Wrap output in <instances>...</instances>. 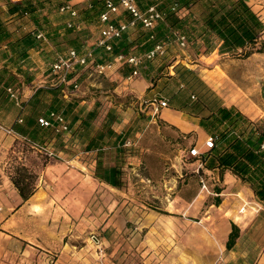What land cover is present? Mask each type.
Segmentation results:
<instances>
[{
  "label": "crops",
  "instance_id": "crops-1",
  "mask_svg": "<svg viewBox=\"0 0 264 264\" xmlns=\"http://www.w3.org/2000/svg\"><path fill=\"white\" fill-rule=\"evenodd\" d=\"M5 1L0 0V6L3 8H5ZM84 1L88 0H65L64 2H69L74 7L75 4ZM59 19L61 18L47 19L46 24L51 23L52 26L46 25L49 28L44 27L41 30L46 36V42L33 37L34 46L29 47L25 55L16 60L15 66L7 65L6 71L8 72L6 74H0V85L8 74L9 77L12 75L14 77L12 83L25 85L27 91L24 98H26L35 85L54 83L53 81L57 79L56 75L51 74L49 69L46 71L44 66L57 56L65 55L66 50L70 48H63L62 52H58L60 47L54 42L64 38L63 31H60L61 24L57 23ZM1 21L9 38L19 37L23 32L16 25L14 26L17 19L13 14L4 15ZM100 25L98 22V28ZM34 29L39 28L35 27ZM70 29L72 28L65 27V31ZM95 37L96 35L90 42L86 41L84 47L92 45ZM77 50L80 49L77 48ZM95 52H100V50ZM13 53L14 50L5 44V41L0 42V68L7 64ZM123 64L126 65V63ZM123 64H115L113 68L106 71V75L115 78L117 83L120 80L124 82L118 93L123 101H118V98L115 99V96L111 97L106 93L104 97L108 105L97 110V121L94 119L84 130L77 129L78 119L73 121V116L80 109H88L97 100L89 101L84 96L77 98V95H71L72 92L64 94L60 91L58 93L57 98L53 101V106L58 111L62 110L68 121L69 130L65 132L69 139L68 143L65 141L64 133L54 135L49 133L48 128L38 124L29 128L30 133L35 136L34 139L39 142L43 141L42 143L56 152L58 157L48 158L38 168L35 188L27 198L20 197L5 171L0 174V264H71L73 258H71V245H74L71 243V228L74 227L75 216L84 218L89 214L90 201L97 188L103 189L104 193L115 197L113 202H106L105 221L100 226V229L103 230L102 237L108 230L118 232L124 228L121 213L127 207L125 206L126 197L138 199V204L144 207L140 200L144 193L146 196L150 195L162 201V207L169 210L166 211L167 214H178L175 212L185 214L193 212L195 209L199 210L202 206L203 212H208L211 206L225 208L226 205H230L231 208L224 209L223 213L241 212V217L236 216V218L240 220L243 216L245 217L244 223L240 221L244 225L243 229L251 227L255 222L258 210L264 209V206L255 199L250 187L226 168L209 169L202 165L199 170L200 174L182 176L180 172L182 165L178 160V152L183 150L182 148L190 138L191 145L189 147L194 146L198 151L205 149L203 141L209 133L199 125L198 120L200 114H207L208 111L202 109L199 114L191 112L188 106V103L191 102L189 91L180 86L177 79L155 75L154 67L140 69L136 76L130 77L128 81L124 80L128 73L121 74V69L118 68ZM184 65L193 69L186 62ZM170 66L171 69L168 72L173 73L172 65ZM83 73L84 71H81V76L77 77V80L82 79ZM50 74L52 78H49ZM71 75L73 74L71 73ZM202 80L214 91L204 79ZM68 87L70 88V85ZM126 96L131 97V100H127ZM152 98L166 99V104L157 106V109L153 111ZM221 104L228 106L223 101ZM192 110L196 109L192 108ZM107 111L112 116L109 124L111 129L109 137H105L106 132L101 127ZM15 117L14 112L9 124ZM71 131H74L72 133L74 139H77L76 135H83L78 137V140L83 144L95 134L103 133L106 140L117 145V148L108 143L103 145L105 148L104 157L108 155V158L112 160L108 165L115 164L120 169L122 166L130 165L128 167L133 170L135 167L143 169L145 174H138L131 181H125L126 186L122 188L112 184L114 177L108 171L106 180L97 178L93 174L94 148L82 150L85 154L89 152L92 155L90 162L87 163L82 156L71 155L69 150V148L71 149ZM187 133H189L188 137L185 136ZM180 135L181 137H179ZM126 140L129 141V144L124 145L123 142ZM120 141L121 143L118 145ZM165 160L168 162L167 167L173 166L177 173L163 174L162 167ZM104 161L106 160L103 158L102 162ZM73 173L75 179L72 182L75 183V186L71 188V174ZM200 179H202L204 187L200 186ZM120 180H123L122 173ZM81 184L85 190H77ZM204 191L214 195L213 198H216L217 202L208 200L205 205L203 203ZM169 206L172 209H167ZM158 213V219L164 220L163 212ZM232 220L234 221L233 218ZM234 222L239 226L236 221ZM223 227L224 233L223 237L221 236L220 245H224L223 241L229 231L230 222L223 224ZM157 229L165 228L155 223H151L147 227L148 236L145 235L147 239L144 237L142 241L147 247L162 245L161 236L158 235L157 238L151 233L152 230ZM263 254L264 249L260 254L253 256L245 253L202 256L200 264H264ZM152 256L155 258L153 264H189L187 255H176L170 252H165L157 257L149 252L144 261L149 262L153 258Z\"/></svg>",
  "mask_w": 264,
  "mask_h": 264
},
{
  "label": "rangeland",
  "instance_id": "rangeland-1",
  "mask_svg": "<svg viewBox=\"0 0 264 264\" xmlns=\"http://www.w3.org/2000/svg\"><path fill=\"white\" fill-rule=\"evenodd\" d=\"M157 1L139 0V7L143 8L148 4L156 5ZM245 1L264 23V0ZM90 2L91 0H88L75 4L74 8L76 12ZM182 12V9L178 10L179 14ZM40 13L46 16L47 19L54 17L61 18L57 23L61 24L60 31H63L64 38L54 41L60 47L58 52H62L63 48L68 47L81 49L84 47L86 41L90 42L97 34L99 21L96 17L90 16V18L82 19L79 14H76V20L80 22L79 28L65 31L63 21L67 15L64 12H58L57 6L46 4ZM46 25L52 26L51 23H45L42 24V27L48 29L49 26ZM141 31L146 33V29L136 28L130 31L129 37L135 38ZM259 39L264 41V28L260 33ZM118 43L119 41L114 42L115 45ZM95 55L98 58L104 57L100 52H95ZM177 62L182 64L186 62L191 65L193 70L214 89L221 101L227 105L233 104L253 120L259 130L264 133V104L260 95V81L264 74V51H253L246 56L231 55L229 53L220 54L215 49L203 51L202 46H194L189 40H186L184 47H180L176 40H173L169 48H167L164 57L152 59L149 63H144L145 66L141 64L138 70L154 67L155 75L172 74L171 71L168 72L171 69L170 65ZM147 63L148 66H146ZM126 66L123 64L118 68L127 70ZM44 67L48 71V65L46 64ZM81 71H84L82 79L77 80V77L81 76ZM51 74L49 78H52ZM72 74V77L76 79L77 89L72 91L74 94L71 93V95H77V98L84 96L89 101L93 99L97 100L99 102L98 109L108 105L104 97L106 93L111 97L115 96L114 98H118V101H123V98L118 94L120 87L124 84L123 81L120 80L117 83L116 79L109 75L107 76L106 72L97 73L91 65H76ZM124 80L128 81L129 78L125 77ZM13 86L18 95V103H15V106H18L20 100L24 99L27 89L21 83H14ZM126 99L131 100V97L126 96ZM5 105L0 109V174L5 171V168L10 165V161L13 159L22 161L31 168L35 167L37 171L39 168L37 166L40 163V156L37 153L41 152L28 145V137H23L21 134L4 129L9 127L11 116L16 109L14 106L5 107ZM95 119L97 121V118ZM185 136L188 137L189 133ZM64 137L65 139L67 138L66 135ZM78 139V137L77 139L71 138V149L69 148L71 155L82 156L86 163L90 162L92 155L89 152L85 154L82 151L83 142ZM190 145L191 138L184 145L183 150L178 152V160L182 165V168H180L182 176H190L194 173L200 174L199 170L201 167L197 169V163L200 159L196 160L194 156L187 154V149ZM104 160L107 163L112 161L108 158V155H105ZM167 163L165 160L162 167L163 174L177 173L173 166L168 168ZM128 166L130 165L122 166L121 168L124 181L121 188L126 186L125 181H131L138 174H145L143 169H136L135 167L133 170ZM89 169L92 170L91 167ZM73 179H75L74 173L71 174V188L75 186V183L72 182ZM77 190L85 189L81 184L77 187ZM143 197L140 200L143 202L144 207L138 204V199H131L127 196V202H125V206L127 207L121 213L124 228L118 232L108 230L102 237L103 230L100 229V226L105 221L106 202H113L115 197L104 193L103 189L97 188L93 192L90 201L89 214L84 218L82 216H75L74 227L71 228V243L74 244L71 245V258L73 257L71 264H153L155 262L153 256L149 262L144 261L149 252H152L156 257L165 252L183 256L187 255L189 264H200L202 256H219L227 253H245L253 256L260 254L264 249V209L258 210L255 222L251 227L243 229L244 225L242 223H244L245 217L243 216L240 220L236 218V216L241 217V212L228 211L225 214L223 213L224 209L231 208L230 205H226L225 208L211 206L208 212H203L202 206L199 210L195 209L193 212H186L185 214H181L180 212H175L178 214H167L168 212L166 211L169 210L162 207V201L158 198H153L150 195L146 196L145 193ZM213 197L215 196L205 192L203 203L206 205L208 200L217 202L215 201L216 198ZM167 209L172 208L169 206ZM158 212H163L164 220L158 219ZM80 218H82L81 221H78ZM232 218L238 223V229H242L238 230V235L233 245L225 249L224 245H220L224 233L223 224L231 221L234 222ZM151 223L159 224L165 228L163 230L157 229L151 231L152 236L155 235L157 238L161 236L162 245L147 247L143 244L144 237L148 236L146 229Z\"/></svg>",
  "mask_w": 264,
  "mask_h": 264
},
{
  "label": "trees",
  "instance_id": "trees-1",
  "mask_svg": "<svg viewBox=\"0 0 264 264\" xmlns=\"http://www.w3.org/2000/svg\"><path fill=\"white\" fill-rule=\"evenodd\" d=\"M64 1L6 0L5 8L0 6V42L5 41V44L14 50L7 64L0 68L1 75L8 72L6 71L7 65L9 67L15 66L16 60L24 56L29 47L34 46V39L30 35V31L35 27L42 30L44 28L42 24L47 22V17L41 13L38 14L40 8L46 4L58 6ZM155 7L163 12L162 19L146 29V33L141 31L135 38H130V31L142 28L137 24L133 29L123 34L118 44L113 45L115 50L141 55L153 43L160 42L165 49L164 55L161 56L164 57L171 41L176 40V34L182 33L186 40H189L194 46H202L203 51L215 49L220 54L229 53L241 56H246L253 51H264V41L259 39L264 23L245 0H158ZM102 9L103 0H91L90 5H86L77 11V14L82 19L91 16L98 20V13ZM180 9L183 10L181 14L178 13ZM6 14H13L17 19L14 26L16 25L23 31L19 37L9 38L5 27L2 26L1 18ZM149 33L152 34L151 37L148 36ZM146 61L150 62L151 59H144L142 62ZM171 65L173 73L163 76L177 79L178 84L189 91L191 102L188 103V106L191 112L199 114L202 109L208 111L207 114L199 115L198 122L214 138L211 147L200 151L198 158L202 165L209 169H228L250 187L255 199L264 206V148H260V143L264 140V133L259 130L253 120L233 104L228 106L221 104L219 95L210 89L193 69L178 62ZM126 69L121 70V74L130 71L131 66L127 65ZM11 76L9 77L8 74L0 85V107L6 104V106L16 108V117L9 124V127L14 132L28 137L31 141L44 145L43 141L39 142L34 139L35 136L30 133L29 128L38 124L48 128L49 133L60 134V132L53 130L54 124H56L54 120H52V125L43 126L39 124L38 117L46 116L48 111L61 115L68 126L64 112L58 111L53 106V101L61 91L62 83L56 79L51 84L35 85L30 95L20 100L19 105L15 106L14 100L8 97L5 89L7 86L14 88V83H12L14 77ZM260 95L264 104V74L260 81ZM98 105V101H94L88 109H80L73 116V121L78 119L77 129L84 130L93 122L96 118ZM192 108L196 110H192ZM18 117L20 118L19 122L16 121ZM111 118V114H108L107 111L101 123V127L106 132L105 137H109L111 132L109 127ZM72 133L74 131H71V137ZM76 136L81 137L83 135ZM105 137L103 133L95 134L83 144V149L94 148V176L106 180L108 171L114 177L112 184L120 187L124 184V181L120 180V167L115 164L108 165L106 161L102 162L105 151L103 145L105 143L114 145ZM68 140L67 136L66 143ZM114 146L117 148V145ZM39 156L40 163L37 168L41 167L47 160L45 154L39 153ZM5 172L22 199L27 198L34 190L37 176L35 167L31 168L22 161L13 159L10 161V165L5 168ZM238 230V226L230 222V228L223 243L225 249L233 245Z\"/></svg>",
  "mask_w": 264,
  "mask_h": 264
},
{
  "label": "built area",
  "instance_id": "built-area-1",
  "mask_svg": "<svg viewBox=\"0 0 264 264\" xmlns=\"http://www.w3.org/2000/svg\"><path fill=\"white\" fill-rule=\"evenodd\" d=\"M88 6L90 3L87 4ZM58 12L66 13L67 17L63 21L64 26L67 28L77 29L80 22L76 20V10L69 2H63L57 6ZM163 12L155 7L154 4H148L143 8L139 7V0H103V9L98 13V21L100 26L97 30L96 37L91 46H85L80 50L75 48H68L65 55H59L54 58L49 64L48 69L51 73L56 75L57 80L62 83L61 92L67 94L77 89L76 79L72 77L71 73L74 71L76 65H91L97 73H104L115 64H129L131 66L130 71L126 75V78L136 76L139 73L138 67L144 59H154L161 57L165 53V49L162 43L155 42L141 55H134L129 52H123L121 50H115L114 42L121 38L128 30L133 29L137 24L142 28L149 29L152 25L162 19ZM118 17V18H117ZM30 34L35 39L46 42V36L40 29H32ZM149 37L152 34L149 33ZM176 42L178 46L184 47L186 45V37L182 33L176 34ZM100 50V53L104 57L98 58L95 55V51ZM70 85V88L68 87ZM6 92L8 97L13 99L15 103H18V95L15 88L7 86ZM153 104L152 110L155 111L157 106H163L166 104V100L163 98H152ZM40 125L48 126L52 125V120L55 121L54 131L65 133L68 131L67 123L63 117L53 111H48L46 116L38 117ZM19 122L20 118H16ZM6 131L14 132L10 127L4 128ZM24 137V136H23ZM26 137V136H25ZM212 134H208L203 145L205 148L213 145ZM29 146L35 148L37 151L45 154L48 158H57L58 155L52 149L46 145H40L29 138H27ZM124 145L129 144L126 140ZM260 148H264V140L260 143ZM187 154L194 156L198 160L200 151L194 146L187 149ZM202 166V162L198 160L197 169ZM200 186L204 187L202 179H200Z\"/></svg>",
  "mask_w": 264,
  "mask_h": 264
}]
</instances>
